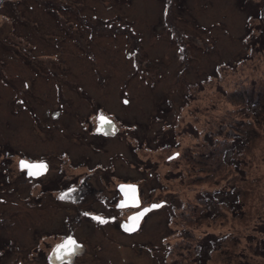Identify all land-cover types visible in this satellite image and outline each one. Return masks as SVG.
Listing matches in <instances>:
<instances>
[{
  "label": "rangeland",
  "instance_id": "1",
  "mask_svg": "<svg viewBox=\"0 0 264 264\" xmlns=\"http://www.w3.org/2000/svg\"><path fill=\"white\" fill-rule=\"evenodd\" d=\"M93 107L116 138L91 137ZM40 154L81 164L71 176L131 171L165 202L131 237L96 231L94 264H264V0H3L0 160ZM8 174L0 234L25 230L32 264L37 223Z\"/></svg>",
  "mask_w": 264,
  "mask_h": 264
},
{
  "label": "flooded vegetation",
  "instance_id": "2",
  "mask_svg": "<svg viewBox=\"0 0 264 264\" xmlns=\"http://www.w3.org/2000/svg\"><path fill=\"white\" fill-rule=\"evenodd\" d=\"M125 100L123 98V103ZM19 101L21 102V99ZM93 104L95 105V103ZM60 112V109L54 110L50 113V117L56 120L61 116ZM99 116L111 119L118 128L117 132L112 135L97 132ZM87 118L90 122L86 126V130L94 140H96L95 138L114 139L117 137L119 127L116 121L103 110L95 107L94 112H91ZM62 155H66V153H62ZM21 160L34 164L44 163L47 165V171L39 176H29L27 169L21 170ZM0 161L2 163L0 171L3 172L5 180L10 178L8 174L10 167H14L22 179L21 184L25 185L22 192L18 193L19 201H21L18 204L28 208H24L26 209L25 212L21 213L23 216L21 220L24 221V216H27L31 221L36 220L35 223H37L34 229L31 225L29 226L30 229L34 230L33 237L35 239L33 248L28 249L27 252L32 264H94L88 261L91 248L94 246L99 251L102 250L101 245L93 237L96 231L105 232L104 236H107L106 227H115L121 235L131 237L141 230L151 213L165 206V202L162 201L146 202L140 181L131 176V171L129 173L126 171L123 176H117L115 174L117 168L113 167L112 164L105 167L97 164L88 166V161L86 164L81 161L82 166H85L84 172H78L75 176H71L67 174L69 169L75 171L82 168L81 164H72L71 160L68 165L59 163L55 167L50 162L49 157L41 154L37 158L22 155L17 159L14 166L8 164L7 156ZM133 167L135 169L133 173H136V166ZM93 179L95 181H91ZM6 182L8 183V181H0V188H6ZM121 185L136 186L138 206L128 204L123 208L118 207L126 199L120 190ZM61 195H66L67 198L61 200L59 199ZM0 201H3L0 202L3 206L8 204V200L6 201L5 198H0ZM159 203H163V205L143 215L136 231H125L122 227L124 223L130 220V217L143 212L152 204ZM35 211H40V213L37 214ZM94 217H101L107 222L100 223ZM4 223V218H0L2 231L12 227ZM14 223L15 221L10 222L13 225ZM25 225L26 223L21 224L23 228ZM17 233L18 235L15 237H6L5 239L0 234V264H5L3 260L9 258L11 261L8 263L22 264L21 243H26L27 235L25 230L22 233ZM69 237L75 241L72 254H66L63 249L57 252V246L64 244Z\"/></svg>",
  "mask_w": 264,
  "mask_h": 264
},
{
  "label": "snow or ice",
  "instance_id": "3",
  "mask_svg": "<svg viewBox=\"0 0 264 264\" xmlns=\"http://www.w3.org/2000/svg\"><path fill=\"white\" fill-rule=\"evenodd\" d=\"M180 51H183V49H180ZM132 55H135V52H133ZM124 103L127 104L128 101L125 100ZM99 119L101 122V127H98L96 129L98 132L102 130V126L104 124H110L111 123V121L107 120V118L104 116H101ZM20 168H21V170L27 169L28 175L33 176V177L42 175L43 173H45L47 171V165L46 164H44V163H39V164L28 163L25 160L20 161ZM120 190L124 193V196L126 197V199L121 204H119L118 207L123 208L128 204H131L133 206L139 205V200L137 198L136 186H134V185H127V186L121 185ZM66 198H67L66 195H61L59 197V199H61V200H64ZM161 206L162 205H160V204H153L151 206V208H145L143 212L129 218L131 221L130 224L122 225V227H124L125 231H129V232L136 231L138 226H139V221L143 217V215L145 213L151 211L152 209L159 208ZM85 215H87V214H85ZM94 219L98 220L100 223H106L107 222L104 219H102L101 217H94ZM73 245H75V241L71 237H69L64 244L57 246L56 251L60 252L63 249V250H65L66 254L71 255L73 252ZM58 258H62V257H58Z\"/></svg>",
  "mask_w": 264,
  "mask_h": 264
},
{
  "label": "water",
  "instance_id": "4",
  "mask_svg": "<svg viewBox=\"0 0 264 264\" xmlns=\"http://www.w3.org/2000/svg\"><path fill=\"white\" fill-rule=\"evenodd\" d=\"M3 2V0H0V5H1V3ZM101 116H99V118H100ZM105 117V116H104ZM98 118V125H97V127H101V122H100V119ZM107 118V117H106ZM107 120H109V121H111V123L110 124H104L103 126H102V130L101 131H99V132H101V133H104V134H110V135H112V134H114V133H116L117 132V130H118V128H117V126L115 125V123L111 120V119H109V118H107ZM98 132V131H97ZM160 205H163V203H159ZM153 205V204H152ZM151 205V206H152ZM151 206L150 207H148V208H151ZM131 223V221L129 220L128 222H126V223H124L123 225H126V224H130Z\"/></svg>",
  "mask_w": 264,
  "mask_h": 264
}]
</instances>
